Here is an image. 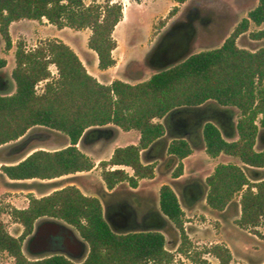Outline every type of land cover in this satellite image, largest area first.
I'll use <instances>...</instances> for the list:
<instances>
[{"label": "trees", "instance_id": "1", "mask_svg": "<svg viewBox=\"0 0 264 264\" xmlns=\"http://www.w3.org/2000/svg\"><path fill=\"white\" fill-rule=\"evenodd\" d=\"M175 1L182 4L187 0ZM198 12L187 11L186 20L180 19L179 26L153 46L144 61L155 71L135 84L120 79L101 83L61 40H45L32 49L19 42L9 77L3 72L6 59L0 57V146L17 140L35 126L56 130L68 139L64 147L36 149L17 162L2 164V174L17 181L89 171L94 161L77 145L90 147L102 142L105 146L121 129L137 130L139 140L138 144L116 147L108 160L99 161L107 189L121 184L135 188L140 180L152 179L156 164L143 163L141 151L163 144L170 135L176 138L169 142L167 154L178 159L171 176L180 177L182 160L192 154L186 133L199 122L195 116L199 109L212 101L238 111L237 138L226 140L221 128L207 121L201 129L205 151L213 158L236 159L247 172L236 162L217 163L205 178V203L214 211H222L240 193L238 225H264V178L260 170L264 167V147H255L259 130L260 137L264 134V46L248 50L236 44L250 23L263 25L252 34L253 38L264 37V0H258L220 46L187 54L196 34L194 22L210 20ZM123 14L122 5L110 0L88 4L83 0H0V35L9 49V26L20 19L45 18L58 28H89L87 45L97 55V67L105 70L116 63L113 30ZM51 64L56 67V76L49 68ZM41 82L39 93L37 85ZM148 151L145 156L151 155ZM113 166H127L133 172L108 168ZM102 188L99 194L103 198L107 193ZM130 214L129 209L114 206L104 210L98 197L67 185L41 197L31 196L26 208L13 209V217L23 226L18 237L6 230L0 214V252L8 253L14 264H167L173 253L166 249L168 241L160 231L167 222L180 230L177 250L182 252L187 247L183 210L169 184L160 186L158 209L145 220L144 229L124 230ZM41 217L58 219L75 228L88 244L84 259L76 262L59 253L37 259L25 256L22 243ZM205 251L218 259L217 264H230L231 252L225 245L214 244Z\"/></svg>", "mask_w": 264, "mask_h": 264}, {"label": "rangeland", "instance_id": "2", "mask_svg": "<svg viewBox=\"0 0 264 264\" xmlns=\"http://www.w3.org/2000/svg\"><path fill=\"white\" fill-rule=\"evenodd\" d=\"M83 1L88 4L92 0ZM104 1L96 0L99 3H103ZM110 1L112 3H120L124 9V14L113 30L116 47L112 54L116 63L104 71V76L97 75L96 77L104 84H110L114 79H120L131 84L147 80L155 69H151L145 65L144 60L146 55L167 34V30L173 22L185 17V10L188 6L194 5L200 8L201 15L210 20L204 23L199 21L194 22L196 34L191 40V46L187 54L220 46L225 38L231 34L234 27L243 18L247 17L248 12L258 2V0H187L181 4L175 0ZM184 19L186 20V17ZM262 27L263 25L256 26L250 23L248 29L237 38L236 44L248 50H254L264 46V37L256 39L252 36L253 33L261 30ZM9 34L12 40V46L9 49L6 48L5 41L0 35V57L6 59L7 63L3 72L7 77L10 76L15 65L14 53L16 45L19 42H22L24 48L32 49L45 40H61L77 52L87 70L94 71L95 69L94 53L87 45L88 38L91 34L89 28H82L80 30L69 27L58 28L43 18L40 20L20 19L11 23L9 26ZM49 68L52 74L56 76V67L51 64ZM42 87L43 82L37 85V91L39 93L42 91ZM11 91H14V86H12ZM235 112V120H237L239 113L237 110ZM155 121L162 122L163 120L155 119ZM40 127L43 126L32 127L27 132ZM58 133V137H55L52 143L49 142V144L36 147V149L43 148L52 150L62 147L65 137L61 132ZM260 135L261 129L256 138V149L264 147V134L262 137ZM225 137L227 139H233L237 135ZM20 138L0 146V166L5 163L17 162V160L13 161L14 150L9 146L18 142ZM170 139V136L165 137L167 142H170ZM138 140L139 132L137 130L124 131L118 129L117 140L111 145L104 146L102 142H99L86 150L81 144H78V148L86 152L93 159L94 167L89 171L80 172L75 175L54 179L33 178L14 181L4 176L0 170V214L6 230L15 237L22 234L23 226L13 217L12 211L13 209L26 208L31 196L41 197L67 185H75L84 194L96 196L100 199V188L101 185L104 188L105 184L101 177L102 169L98 165L99 161L110 158L112 151L117 146L138 144ZM182 162L183 164L185 163V169L183 170L184 176H187L189 173L196 175L204 182L206 189L205 178L219 162H236L247 172V168L236 159L228 156L210 157L205 151L204 144H201L199 148L193 147L190 157H187ZM198 162L205 168L202 172L196 169ZM108 168L111 169L112 167ZM119 168H124L128 174H132L133 172L127 166H120ZM260 170L261 176L264 178V167ZM250 180L253 181L252 179ZM167 181H169V178L162 177L155 170L154 179H145L138 182L140 190L146 188L151 192L152 205L157 207L156 209H158V190L162 184L168 183ZM169 185L171 187L173 186L172 188L176 192L183 210V227L188 238V243L185 250L179 252L177 248L180 242V230L170 222L165 223L162 228V233L168 241L166 249L173 253L172 260L167 264H217L218 259L211 253L205 251L206 248L214 244H223L230 250V264H264V225L260 224L254 228H245L238 225L237 220L241 213L239 203L240 193L235 194L233 199L222 211H214L206 205L204 198L196 205L187 207L182 201L179 190L175 186V181H172ZM126 188V185L121 184L118 185L113 193L108 194L114 195L120 191L128 192ZM113 200L109 198V201ZM105 206L106 204L103 202L104 210ZM45 218L50 217H41L35 223ZM73 229L76 231L75 228ZM30 235L25 237L22 243V251L25 256L29 259H37L52 254L31 255L26 252L24 244ZM86 253L83 257L79 258L65 256L78 262L84 259ZM0 264H14V259L8 253L0 252Z\"/></svg>", "mask_w": 264, "mask_h": 264}, {"label": "flooded vegetation", "instance_id": "3", "mask_svg": "<svg viewBox=\"0 0 264 264\" xmlns=\"http://www.w3.org/2000/svg\"><path fill=\"white\" fill-rule=\"evenodd\" d=\"M235 114L236 112L233 108L223 107L214 102H207L196 113L195 116L199 122H195L196 124L189 129V131L186 133L187 135L185 139L190 142L192 147L195 148H199L201 144H204L202 133H200L199 129L203 126V119H207V121H211L214 124L218 125L221 128L222 136L225 139V136L235 134L237 135L235 130ZM198 123L200 127L197 126ZM170 137V140H172L176 138V135H170ZM236 138L229 139V141L235 140ZM161 146L162 143H157L152 148V151L159 152ZM167 160H169V158L166 157L164 161L167 162ZM196 169L202 172L205 168L200 165V162H198L196 164ZM175 186L179 190L182 201L187 207L196 205L198 202L202 201L205 196L206 187L204 185V182L196 175H192V173H189L182 179L176 180ZM145 189L146 188H143L142 190L138 189L136 192L120 191L119 193L112 195L111 198L114 199L113 201H109L108 195L104 194L103 201L106 204L105 209L108 206H114L116 208H126L130 210V221L127 222L128 224L124 229L126 231H136L144 229L145 220L147 218H152L154 216V213L157 211L156 207L152 205L151 192ZM163 226L160 229H162Z\"/></svg>", "mask_w": 264, "mask_h": 264}, {"label": "water", "instance_id": "4", "mask_svg": "<svg viewBox=\"0 0 264 264\" xmlns=\"http://www.w3.org/2000/svg\"><path fill=\"white\" fill-rule=\"evenodd\" d=\"M190 9L200 12V8L194 5L188 6L185 11L187 12ZM200 14H202V12H200ZM179 23L180 20L173 22L166 33L168 34L178 27ZM206 121L207 119H203L202 125ZM58 134V131L47 127L36 128L35 130L25 133L18 142L9 146L14 150L13 161L23 159L32 151L36 150V147L49 144V142L52 143L53 139L58 137ZM65 143H67L66 138L63 144ZM160 231L162 232V229H160ZM24 249L31 255L59 253L69 257L79 258L83 257L85 253L88 252V244L72 226L54 218H45L35 223L32 234L27 238L24 244Z\"/></svg>", "mask_w": 264, "mask_h": 264}, {"label": "crops", "instance_id": "5", "mask_svg": "<svg viewBox=\"0 0 264 264\" xmlns=\"http://www.w3.org/2000/svg\"><path fill=\"white\" fill-rule=\"evenodd\" d=\"M43 19H45V18H43ZM30 20H33V19H30ZM77 53V52H76ZM94 53V52H93ZM93 56H94V65H95V69H94V71H90L89 69L87 70L91 75H93L94 77H97V75H100V76H104V71H106V69L105 70H100L99 68H97V55L94 53L93 54ZM81 59V58H80ZM85 65V64H84ZM86 67V66H85ZM100 71V72H99ZM200 129V133H201V129H202V127H200L199 128ZM117 137H118V132H117V135L112 139V140H110L106 145H111L113 142H115L116 140H117ZM226 140H229V139H227L226 138ZM171 141V140H170ZM189 142V141H188ZM68 144V139H67V143H65L62 147H64L65 145H67ZM168 144H169V142H167L166 140L164 141V143L162 144V146H161V149H159V152H153L152 151V148L156 145V144H153V145H151L148 149H146V150H143V151H141V154H140V157H141V161L143 162V163H152V162H157L156 163V165H155V170H157L160 174H161V176L162 177H165V178H169V181H167L169 184L172 182V181H176V180H179V179H181L183 176H184V174L182 175V176H180V177H177V178H173L172 176H171V172H172V170L174 169V167L176 166V164H177V162H178V159H175L174 157H172L171 155H169V154H167V146H168ZM189 144H190V142H189ZM190 146H191V148H193L192 147V145L190 144ZM84 149H88L89 147H84V146H82ZM118 147V146H117ZM59 148H61V147H59ZM43 149V148H42ZM55 149H58V148H55ZM150 151V156H145V152L146 151ZM148 151V152H149ZM113 152V151H112ZM169 158V160H167V162H165L164 161V159L165 158ZM188 157H190V155L188 156ZM109 159V158H108ZM107 159V160H108ZM21 160V159H20ZM19 161V160H18ZM164 161V162H163ZM182 161H184V159L182 160ZM185 164V163H184ZM120 166H113L111 169H114V168H119ZM124 169V168H123ZM185 169V168H184ZM169 176V177H168ZM152 179H154V177L152 178ZM151 180V179H150ZM167 183V184H168ZM117 187H118V185L115 187V188H113L112 190H109L108 191V189L106 188V187H104V188H102L103 189V191L105 192V193H113V191L114 190H116L117 189ZM127 188H126V190L127 191H132V192H135V191H137L138 189H139V187H138V189L137 190H135L137 187H135V188H132V187H128V186H126ZM173 187V186H172ZM206 191H207V189H206ZM205 194H206V192H205ZM99 196H100V200H101V203H102V205H103V198H102V196L99 194ZM205 197V196H204ZM157 206H158V201H157Z\"/></svg>", "mask_w": 264, "mask_h": 264}]
</instances>
